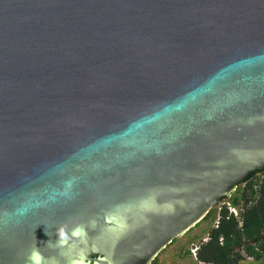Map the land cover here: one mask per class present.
Wrapping results in <instances>:
<instances>
[{
	"label": "water",
	"instance_id": "obj_1",
	"mask_svg": "<svg viewBox=\"0 0 264 264\" xmlns=\"http://www.w3.org/2000/svg\"><path fill=\"white\" fill-rule=\"evenodd\" d=\"M262 168L264 0H0V264H150ZM254 191L198 264L264 253Z\"/></svg>",
	"mask_w": 264,
	"mask_h": 264
},
{
	"label": "trees",
	"instance_id": "obj_2",
	"mask_svg": "<svg viewBox=\"0 0 264 264\" xmlns=\"http://www.w3.org/2000/svg\"><path fill=\"white\" fill-rule=\"evenodd\" d=\"M256 171H260L259 173H261V176L259 174V177H254L252 179L245 178V179L241 180V182H239L237 184L235 190L231 193V195L228 198H222L223 201L228 203L227 207L229 208V210L233 216L235 228L237 230H241L240 196H241V193L243 192L244 188L247 185H252L255 188V191H254L251 199L247 203L248 208H250L252 206V204L254 203L255 199L258 196V192H259V189H260V186L262 183V179L264 177V168H262L260 170H256ZM219 206L220 205H215L211 209H209V211L195 225V227L198 226L200 223L205 222L207 225H209V229H208V233H209L211 228L213 227L216 219H217V212H218ZM173 241H175V240H173ZM241 252L243 253V255L252 256L256 260H260L261 264H263V262H264V253L256 251L252 245H249V244L243 245L241 247ZM189 253L190 252L188 249L183 251V255H188ZM228 257L234 261V264H237V262H239L240 260L243 259L239 254L234 253V252H229ZM150 264H157V256L151 261Z\"/></svg>",
	"mask_w": 264,
	"mask_h": 264
},
{
	"label": "rangeland",
	"instance_id": "obj_3",
	"mask_svg": "<svg viewBox=\"0 0 264 264\" xmlns=\"http://www.w3.org/2000/svg\"><path fill=\"white\" fill-rule=\"evenodd\" d=\"M207 228L205 222L193 227L187 235H183L175 240L174 243L168 244L157 255V264H198L191 254L183 255V251L189 248V242L192 240L198 244L200 238L205 236L204 232ZM192 238L191 236H194ZM238 264H253L251 260H243Z\"/></svg>",
	"mask_w": 264,
	"mask_h": 264
},
{
	"label": "flooded vegetation",
	"instance_id": "obj_4",
	"mask_svg": "<svg viewBox=\"0 0 264 264\" xmlns=\"http://www.w3.org/2000/svg\"><path fill=\"white\" fill-rule=\"evenodd\" d=\"M260 171H254V172H252L249 176H247L246 178L247 179H252V178H254V177H259V174H260V176H261V173H259ZM245 179V178H244ZM241 182V181H240ZM237 186V185H236ZM236 188V187H235ZM235 190V189H234ZM231 195V194H230ZM226 198H228V197H226ZM221 204H226V205H228V203L227 202H225V201H223L222 200V198L220 199V201L216 204V205H221ZM215 206V205H214ZM212 208V207H211ZM210 208V209H211ZM209 211V210H208ZM197 224V223H196ZM195 224V225H196ZM195 225L193 226V227H195ZM207 225V224H206ZM192 227V228H193ZM192 228H190L189 230H187L183 235H187L190 231H191V229ZM208 229H209V225H207V228H206V230H205V232H204V234H205V236L203 237V238H200V240H199V242H198V244H195L194 243V241H190L189 242V246L191 245V246H193V251H196L197 250V248H198V246H199V243L202 241V240H204L205 238H206V236L208 235ZM182 235V236H183ZM192 238H194L195 237V235L194 236H191ZM173 240H176V239H173ZM171 241L170 243H169V245L170 244H172V243H174L175 241ZM188 250H189V248H188ZM190 254V253H189ZM188 254V255H189ZM158 255V254H157ZM244 256H246V255H244ZM246 257H251L252 259H251V261H252V263L253 264H261V261L260 260H256L254 257H252V256H246ZM243 260H245V259H242V260H240L239 262H241V261H243ZM197 262V261H196ZM239 262H237V264L239 263ZM198 263V262H197Z\"/></svg>",
	"mask_w": 264,
	"mask_h": 264
}]
</instances>
